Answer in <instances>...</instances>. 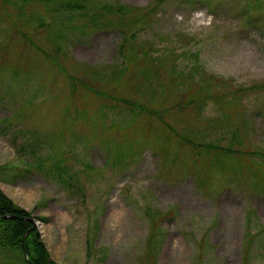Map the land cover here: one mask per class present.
Returning a JSON list of instances; mask_svg holds the SVG:
<instances>
[{
	"label": "rangeland",
	"instance_id": "obj_1",
	"mask_svg": "<svg viewBox=\"0 0 264 264\" xmlns=\"http://www.w3.org/2000/svg\"><path fill=\"white\" fill-rule=\"evenodd\" d=\"M261 82L264 0H0V189L60 264H264Z\"/></svg>",
	"mask_w": 264,
	"mask_h": 264
},
{
	"label": "trees",
	"instance_id": "obj_2",
	"mask_svg": "<svg viewBox=\"0 0 264 264\" xmlns=\"http://www.w3.org/2000/svg\"><path fill=\"white\" fill-rule=\"evenodd\" d=\"M204 4L211 5L210 3ZM217 6L218 4L213 3L215 9ZM254 19L256 17L250 20ZM192 55L195 59L198 58L197 52L192 53ZM188 75L193 76L191 72H188ZM260 85L264 86V82H261ZM202 98L201 96L196 100L190 99L186 103L195 108H200ZM36 219L43 222L48 221L46 216L36 217L31 212L19 207L0 189V264H60L51 259L44 242L35 236L36 229L25 235L22 244L24 233L32 227L33 220ZM5 256L6 258H1Z\"/></svg>",
	"mask_w": 264,
	"mask_h": 264
},
{
	"label": "water",
	"instance_id": "obj_3",
	"mask_svg": "<svg viewBox=\"0 0 264 264\" xmlns=\"http://www.w3.org/2000/svg\"><path fill=\"white\" fill-rule=\"evenodd\" d=\"M4 217H11V216H4ZM36 228H37V225H36V223H34V221H33V225H32V227L29 228V229L24 233V235H23V237H22V244H23V241H24L25 235H26L28 232H30L31 230H34V229H36ZM35 236H36L37 238H40V232H39L38 229L35 231ZM23 250H24V248H23Z\"/></svg>",
	"mask_w": 264,
	"mask_h": 264
}]
</instances>
